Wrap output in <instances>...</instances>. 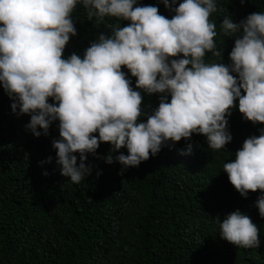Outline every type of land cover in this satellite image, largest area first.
Returning a JSON list of instances; mask_svg holds the SVG:
<instances>
[{
    "label": "clouds",
    "instance_id": "obj_1",
    "mask_svg": "<svg viewBox=\"0 0 264 264\" xmlns=\"http://www.w3.org/2000/svg\"><path fill=\"white\" fill-rule=\"evenodd\" d=\"M159 3L170 18L140 0H0V87L11 112L29 117L24 129L33 137H47L56 125L51 146L60 174L73 184L92 173L86 160L97 157L101 144L110 145L105 163L114 158L122 173L181 140L186 149L179 154L191 155L194 134L204 137L210 151H225L233 139L228 118L234 108L253 126L264 125V12L239 22L228 13L218 33L210 19L223 11L218 0ZM77 5L88 21L114 23L82 55L65 57V46L77 35ZM218 35L234 41L227 64ZM154 94L158 105L145 112L143 97ZM258 133L228 152L232 157L222 172L242 198L259 192L255 207L264 219V127ZM215 222L221 240L236 248L260 247L257 225L239 209Z\"/></svg>",
    "mask_w": 264,
    "mask_h": 264
},
{
    "label": "trees",
    "instance_id": "obj_2",
    "mask_svg": "<svg viewBox=\"0 0 264 264\" xmlns=\"http://www.w3.org/2000/svg\"><path fill=\"white\" fill-rule=\"evenodd\" d=\"M140 3L155 5L159 14L171 17L159 0ZM218 4L223 11L210 17L218 33L228 13L239 22L264 12V0ZM72 19L77 35L65 46V57L82 55L114 23L107 18L88 21L80 5ZM214 39L223 47L222 62L229 63L234 41L219 35ZM10 103L0 87V264H264V219L255 207L259 192L242 198L222 172L231 153L264 127L242 119L238 108L228 118L233 139L225 146L227 152L210 151L204 137L194 134L191 155L179 154L186 149L181 140L121 173L114 158L105 163L110 145L101 144L98 158L89 155L86 160L92 173L76 185L60 174L56 163L51 146L58 138L56 125L47 137L35 138L24 129L29 117L17 118ZM142 103L150 113L158 97L145 95ZM237 209L257 225L259 248H236L218 237L215 220Z\"/></svg>",
    "mask_w": 264,
    "mask_h": 264
}]
</instances>
